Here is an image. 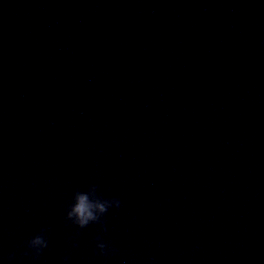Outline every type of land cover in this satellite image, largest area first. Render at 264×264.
Listing matches in <instances>:
<instances>
[{
  "label": "water",
  "instance_id": "water-1",
  "mask_svg": "<svg viewBox=\"0 0 264 264\" xmlns=\"http://www.w3.org/2000/svg\"><path fill=\"white\" fill-rule=\"evenodd\" d=\"M262 42L264 0H0V264H264Z\"/></svg>",
  "mask_w": 264,
  "mask_h": 264
},
{
  "label": "clouds",
  "instance_id": "clouds-1",
  "mask_svg": "<svg viewBox=\"0 0 264 264\" xmlns=\"http://www.w3.org/2000/svg\"><path fill=\"white\" fill-rule=\"evenodd\" d=\"M264 45V42H262ZM119 199L113 197L105 199L97 192V185L90 184L85 191L76 190L71 197V203L66 206L65 220L72 225H75L77 229H82L88 226L90 223L99 224L101 232H105L107 229L104 227L102 217L110 208H119ZM47 231L45 228H41L38 233L31 236L24 241L25 251L22 255L32 254L33 259H38L41 252L48 246L47 238L44 233ZM78 236L79 233L77 232ZM75 247V244H73ZM95 247L100 255H111L115 253V249L106 244L101 236L95 237ZM13 256L9 255L8 260H12ZM67 257H64L62 264H65Z\"/></svg>",
  "mask_w": 264,
  "mask_h": 264
}]
</instances>
